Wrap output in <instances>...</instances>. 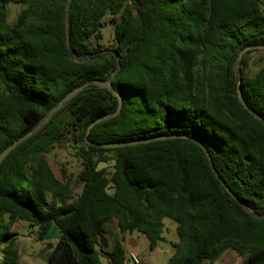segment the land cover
Wrapping results in <instances>:
<instances>
[{
    "label": "trees",
    "instance_id": "obj_1",
    "mask_svg": "<svg viewBox=\"0 0 264 264\" xmlns=\"http://www.w3.org/2000/svg\"><path fill=\"white\" fill-rule=\"evenodd\" d=\"M66 0H0V152L35 127L68 92L89 86L0 164V264H18L8 227L25 222L46 243L47 264H128L119 234L137 232L154 250L167 219L178 242L166 264L213 263L232 251L243 264H264V0H72L65 45ZM19 7L13 22L7 6ZM106 19L105 22L102 20ZM105 24L113 46L101 49ZM103 52V53H102ZM254 53L263 55L250 62ZM162 138V139H160ZM233 198L212 173L204 152ZM69 144L80 170L79 192L56 176L47 159ZM110 170H107V165ZM103 166V167H100ZM2 217L7 218L4 224ZM133 263V262H132ZM134 264V263H133Z\"/></svg>",
    "mask_w": 264,
    "mask_h": 264
},
{
    "label": "rangeland",
    "instance_id": "obj_2",
    "mask_svg": "<svg viewBox=\"0 0 264 264\" xmlns=\"http://www.w3.org/2000/svg\"><path fill=\"white\" fill-rule=\"evenodd\" d=\"M19 7L15 4L7 6V20L13 22ZM103 22L106 19L102 20ZM101 49L110 50L113 46V37L111 26L105 24L101 30V39L99 41ZM262 53H254L250 56V62H255L260 58ZM49 165L56 176L64 178L70 182L75 193L79 192V186L76 183V174L80 170L79 162L75 159L73 149L69 144L65 143L56 146L55 149L47 154ZM110 165H107V170H110ZM103 167V166H100ZM4 224H7V218L2 217ZM163 233L162 240L157 243L154 250H149L148 240L141 234L133 232L132 234H119L114 224L108 225L109 240L112 242L114 236L122 239V243L126 248L127 255L133 252L132 255L137 260V264H166L168 258L173 252L172 243L178 242L175 224L167 219L162 221ZM52 229H56L53 227ZM9 233L12 234L13 240L12 250H15L18 255V264H47L46 252L43 247L46 243L54 244L58 239L55 232H50L42 239L37 238V232L34 228H30L25 222H16L8 227ZM244 258L237 256L232 251H226L221 254L213 263L205 264H243ZM128 264H133L128 262Z\"/></svg>",
    "mask_w": 264,
    "mask_h": 264
},
{
    "label": "water",
    "instance_id": "obj_3",
    "mask_svg": "<svg viewBox=\"0 0 264 264\" xmlns=\"http://www.w3.org/2000/svg\"><path fill=\"white\" fill-rule=\"evenodd\" d=\"M71 1L72 0H66L65 2V22H64V26H65V45H66V51L67 54L70 58L71 61L75 62V63H85L87 61L92 60V57L89 55H77L72 48L70 47V43H69V36H68V26H69V14H70V5H71ZM251 49H255V50H264V46H246L244 47L237 55L235 63H234V71L235 73H237V75L239 76V67H240V62L241 59L243 58L244 54L251 50ZM105 53H112L116 59H117V53L113 52V51H104ZM103 53V52H102ZM120 69V66L117 62V66L116 69L110 74L109 78L105 81H97V80H93L90 82H86L78 87H76L75 89L71 90L70 92H68L62 99H60L48 112L47 114L39 121V123L33 127L31 130H29L27 133L23 134L22 136H20L18 139H16L15 141H13L11 144H9L6 148H4L1 152H0V164L2 163V161L13 151L15 150L20 144L24 143L25 141H27L29 138L33 137L35 134H37L48 122L49 120L61 109L63 108L72 98H74L75 96H77L80 92H82L83 90H85L86 88H88L89 86H95L97 89L100 90H107L108 92H110L114 97L118 98V107L116 109L115 112L100 117L98 119H96L95 121H93L92 123L89 124V126L86 129V133L84 136V141L87 145L89 146H93V147H99V148H120V147H124V146H129V145H134V144H138V143H144V142H148L150 140L153 139H147L145 141H133V142H123V143H109V144H94L88 141V134L91 130V128L102 121L111 119L116 117L120 110H121V105H122V99L120 97V95L118 93L115 92V90L112 87V80L114 79V77L116 76V74L118 73ZM239 83L240 80L238 79V86H237V90H236V95H237V100L238 102L242 105V107L257 121L261 122L264 125V120L261 119L256 113H254L252 110H250L248 108V106L246 105L245 101L243 100L242 97V93L241 90L239 88ZM162 139V138H160ZM194 141L200 148L201 150L204 152L206 159L209 163L210 169L212 171V173L214 174V176L218 179V181L220 182V184L222 185V187L233 197V194L228 190V188L224 185V183L221 181L220 177L218 176L217 172L215 171L212 161H211V157L209 155V153L207 152L206 148L198 141L196 140H192ZM246 211L251 214V216L253 218L256 219H263L264 218V214H257L256 212L252 211L249 208H246Z\"/></svg>",
    "mask_w": 264,
    "mask_h": 264
},
{
    "label": "built area",
    "instance_id": "obj_4",
    "mask_svg": "<svg viewBox=\"0 0 264 264\" xmlns=\"http://www.w3.org/2000/svg\"><path fill=\"white\" fill-rule=\"evenodd\" d=\"M129 256H130L132 262H133L134 264H137V260H136V258L134 257V255H132V253H130Z\"/></svg>",
    "mask_w": 264,
    "mask_h": 264
},
{
    "label": "crops",
    "instance_id": "obj_5",
    "mask_svg": "<svg viewBox=\"0 0 264 264\" xmlns=\"http://www.w3.org/2000/svg\"><path fill=\"white\" fill-rule=\"evenodd\" d=\"M52 231L55 232V233H57L58 236H57L56 238L58 239V237H59L58 231H57L56 229H51L50 232H52ZM123 246H124V245H123ZM124 248H125V246H124ZM125 249H126V248H125ZM129 253H133V252H129Z\"/></svg>",
    "mask_w": 264,
    "mask_h": 264
}]
</instances>
